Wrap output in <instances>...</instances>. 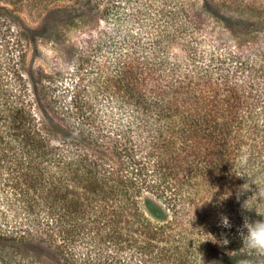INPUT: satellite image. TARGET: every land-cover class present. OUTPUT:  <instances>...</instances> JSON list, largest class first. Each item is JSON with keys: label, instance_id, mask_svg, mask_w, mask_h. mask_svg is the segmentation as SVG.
<instances>
[{"label": "trees", "instance_id": "trees-1", "mask_svg": "<svg viewBox=\"0 0 264 264\" xmlns=\"http://www.w3.org/2000/svg\"><path fill=\"white\" fill-rule=\"evenodd\" d=\"M69 1L112 24L89 81L25 68L19 27L0 49V264H10L6 241L33 252L26 264L43 246L61 264H264L238 234L244 216L264 219L241 208L257 186L238 201L248 177L236 175L264 183V24L242 46L202 49L181 5L159 10L149 30L135 28L125 0ZM6 11L0 40L16 25ZM12 211L21 220L10 226Z\"/></svg>", "mask_w": 264, "mask_h": 264}, {"label": "rangeland", "instance_id": "rangeland-1", "mask_svg": "<svg viewBox=\"0 0 264 264\" xmlns=\"http://www.w3.org/2000/svg\"><path fill=\"white\" fill-rule=\"evenodd\" d=\"M120 3V9L130 13V17L137 25H146L149 30L154 29V17L158 18L159 10L172 11L183 6L188 16L195 21V34L200 40L202 49H208L211 42L224 41L232 46H242L251 42L257 31L264 24V0H125ZM31 0H19L16 3L0 0V9L7 10L17 16L16 25L10 21L3 26L5 39H1L0 49H12L17 29L25 33L20 36L19 45L24 51L23 65L25 68L47 73L75 74V79L84 76L83 81H89L98 73L97 63L102 62L107 55L108 47L104 34L108 33L112 24L98 17L82 12L77 14L67 8L69 0H52L46 9H60L53 14L48 13L43 2L37 6L31 5ZM181 3V4H180ZM69 9V10H68ZM136 20V21H135ZM12 25V26H11ZM17 26V28L15 27ZM19 27V28H18ZM151 28V29H150ZM102 36V39L98 37ZM181 38L180 40H187ZM97 45L99 51L95 53ZM88 57V60H86ZM25 75H27L25 73ZM31 87L33 80L29 76ZM35 90V89H34ZM35 97V96H34ZM36 99V97H35ZM34 110L54 133L60 130L58 119L43 106L41 101L35 100ZM257 189V187H256ZM260 204L258 210L262 212ZM252 213H256L253 209ZM259 218L260 216L257 215ZM21 220L13 211L9 214L10 226L14 220ZM16 226H19L18 224ZM12 251L4 252V256L11 255L10 264L18 261L30 260L31 251L27 253L17 251L9 246H16L12 241H6ZM86 248L83 249L85 251ZM37 264H61L52 250L43 246L39 249Z\"/></svg>", "mask_w": 264, "mask_h": 264}, {"label": "clouds", "instance_id": "clouds-1", "mask_svg": "<svg viewBox=\"0 0 264 264\" xmlns=\"http://www.w3.org/2000/svg\"><path fill=\"white\" fill-rule=\"evenodd\" d=\"M238 177H248V182L241 186L240 191L237 193V200L239 201L240 195L243 191L250 188V184L254 183L257 186L256 191L250 197L243 201L241 208L245 211L255 209L257 215L264 217V212L258 210V205L264 203V183L258 179L250 177L247 173L241 172L236 174ZM225 197H221L224 199ZM211 202L210 200H206ZM205 202V201H204ZM203 202V203H204ZM221 225L225 228H231V223L227 216H221ZM238 234L242 241V246L246 249L255 252L258 255L264 256V219L251 220L248 216H244L242 225L238 228ZM224 244L228 241L225 239Z\"/></svg>", "mask_w": 264, "mask_h": 264}]
</instances>
